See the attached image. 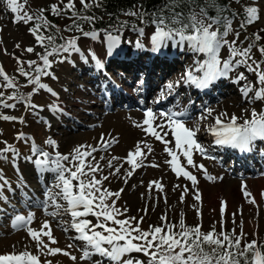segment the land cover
Segmentation results:
<instances>
[{"label":"rangeland","instance_id":"obj_1","mask_svg":"<svg viewBox=\"0 0 264 264\" xmlns=\"http://www.w3.org/2000/svg\"><path fill=\"white\" fill-rule=\"evenodd\" d=\"M18 2L25 4L21 14L26 11L33 16H38L41 9L51 7L53 4L62 7L67 3V0H63V2L62 0H18ZM74 3L75 6L81 5L80 0H74ZM254 3L259 16V19L254 22V24L256 23L255 27L259 26L264 29V0H255ZM14 15L5 0H0V67L9 77L19 75L17 69L19 66L26 69L28 67L26 62L37 61L41 54V45L29 32L28 23L13 22ZM232 28L233 31L229 33L230 38L226 37L229 41L237 39L232 37L236 30L233 26ZM154 31L150 28L144 29V35L141 36L137 31L126 29L121 35H118L123 43L119 48L124 46L129 51H126L127 54L121 58L130 59L126 56L131 53L136 54L133 60L128 61L130 65L134 63L131 68L127 67L125 62L120 66L116 62L112 63L108 58V42L104 38L105 34L98 33L96 40L81 34L76 38L80 52L71 54L62 52L55 54L54 57H49L51 67L48 72L51 75L41 76L40 82L47 85L56 95L39 89L31 97V104L37 105V108L26 109L23 103L17 101L8 102L15 103V108L0 107V115L19 117L24 121V123H20L15 120L0 119V149H3L4 142H7L19 153L15 162L11 159L10 153L7 160H0V175L8 181L3 189V196L7 199H0V255L29 251L39 257L40 264H46L47 261H51V264H96L97 261L99 264H110L107 259H103L99 255H94L88 260H80L84 244L75 239L78 234L71 227L72 220L70 215L64 211L66 204L63 200H58L62 206L59 210L52 207L50 203L45 209V192L55 182V174L50 171L41 172L26 159L31 157L34 160L31 142H34L38 149L49 152L51 156H54L56 152L70 155L79 145H91L97 148L98 150L86 159L88 163L100 165L101 171L95 173L97 179H101L103 176L108 177L107 180L102 181L100 187L112 192L123 189L119 199L111 197L107 202L111 203L112 200H116L117 208L121 211L125 208L128 209L124 215L118 216V219L135 217L136 220L132 221L135 224L142 218V222L139 224L142 230H148L150 225L164 226L166 223H170L176 225L174 231L178 232L180 231L179 221L183 218L188 227L200 225L201 231L207 233L215 226L218 233L221 230L220 207L223 201L226 204L225 231L235 230L237 234L243 231L246 233V237L252 240L264 231V195H262L264 194V140L255 141L249 152L222 147L220 150H214V153L210 152L207 155L205 151V154L202 155L193 150L194 165H202L208 175L215 178L214 180L206 179L202 170L188 165L177 150L181 165L197 178V184L193 186L192 182L183 176L178 178L171 170L170 165L165 162L171 157L164 152V144L142 130L143 127H147V125H143L144 113L146 110L152 109L155 115L153 125H165L163 130L157 128V131L162 136L164 132H168L164 139L169 141L168 147L175 150V141L167 127V120L159 114L183 111L187 113V116L185 119L182 117L179 119L183 120L185 126L190 129L198 128L195 139L205 150L210 149L209 141L211 147L214 142L209 129L215 126L217 117H221L222 121L226 122L235 115L238 117L237 122L242 124L244 120L251 118L253 111L257 113L264 111V99H253L255 90L261 87L255 83L257 79L255 73L248 72L244 66L238 67L229 72L227 77H221L207 88L202 89V91L208 88L215 89L213 99L210 98V95L201 94L198 96V93L193 91L191 85L185 83L182 77L189 71L197 77L202 76V72H197L195 69L198 63L206 59V56L190 51L186 43L183 49L179 46L168 45L161 48V61L156 59L151 63V67H154L155 64V69L139 67L140 62H144L149 67L148 48H152L150 37ZM138 40L141 44H146L145 48L142 47L144 51H147L146 53L142 48L136 47ZM29 47L33 48L32 53L25 51ZM122 49L116 53L115 58L122 54ZM90 52L95 53L103 63V71H95V62L91 59ZM256 52L259 53L258 50ZM255 53H251L254 61L258 59V56H254ZM220 57L222 60L229 58L227 46L221 49ZM85 59L88 60L87 63L84 62ZM18 60L21 63L18 64ZM168 61L170 62L168 63ZM251 62L249 61V63ZM261 68L264 69V63H261ZM134 69L136 70L134 71ZM147 71L148 73H146ZM240 73H243L246 79L240 80L239 84H236L234 81ZM101 80L107 84L112 82L111 84L120 85L125 92L124 99L140 103L141 110L134 108L135 105L129 106L128 104L124 109L112 106V109L107 107L106 110L100 98L102 97L99 90ZM0 82L3 83L2 78H0ZM169 83L176 85L171 92L166 87ZM241 83L253 85V92L249 93L248 97L242 95L240 89L243 86ZM195 89L200 88L195 86ZM162 94L163 98H161ZM50 106L62 111H55L53 114ZM156 107L158 108L156 109ZM209 109L211 115L208 114ZM133 111L139 113H130ZM222 114L225 115L222 116ZM52 118L53 121L55 118L57 119L58 126L52 127ZM136 124H141L142 127H135ZM21 133L28 139L17 140L16 137ZM102 136L111 142L107 149L103 147ZM49 138L55 141V149L45 143ZM138 142L141 143L142 148L144 144L151 145L152 151L149 153L146 148L144 149L146 153V158L143 159L144 166L137 168L125 183L124 174L130 170L129 165L125 162L126 157L129 151L135 150ZM213 154L214 160L210 157ZM112 157L119 159L112 160ZM110 160H112V168L108 167ZM152 164L158 166L151 167ZM65 166L72 167L67 162H65ZM116 167H120L121 171L118 175L113 176L111 173L115 171ZM45 173H47L46 175L49 173V177L47 183L41 185L39 181L43 180ZM22 182L24 185L26 184L25 186L30 187V191L27 187L24 188ZM150 182H158L163 190H158L155 184L149 189ZM242 185L244 191L250 193L247 198L242 191ZM185 188L188 191L184 196V202L181 203L180 196ZM197 191L200 193L199 201L193 198ZM25 193L27 196L24 195ZM249 200H254L255 203H249ZM46 210L47 212L58 211L59 214L55 217L46 215ZM197 210L200 212L199 217ZM29 212L33 214V220L29 227L39 230L42 224L47 221L52 236L57 241L55 244H49L48 238L42 236L43 243L49 244L52 248H59L62 252H68L70 256L77 258L75 261L62 253L47 255L44 249L37 251L36 242L29 237L25 228H13L14 217L17 214L27 217ZM161 216H166V221H161ZM83 219L96 222L95 217L92 216ZM65 229L67 230L65 231ZM133 255L147 264V257H144L143 254Z\"/></svg>","mask_w":264,"mask_h":264},{"label":"snow or ice","instance_id":"obj_2","mask_svg":"<svg viewBox=\"0 0 264 264\" xmlns=\"http://www.w3.org/2000/svg\"><path fill=\"white\" fill-rule=\"evenodd\" d=\"M8 8L14 13L13 22H34L42 21L41 23H35L34 27L29 29V32L35 37L38 44L45 47L43 41L48 40L49 44H52L53 37H45L40 33L41 27H55V25H49V22L43 16L44 9L40 10L38 16H33L28 12H23L25 7L24 3L18 2V0H5ZM63 2V0H62ZM235 3H239L240 0H234ZM80 4L83 9L87 10L95 4L99 6V0H80ZM193 5L199 7L197 12ZM185 6L187 7L188 14L185 16ZM177 9H180L179 11ZM51 11L53 15H60L61 9L57 5H51ZM63 11L70 12L69 19L73 20V23L68 26L66 30L82 31L76 19L80 18L87 22H92L95 17L83 16L80 17L75 8L74 0H67L64 4ZM228 11V5H218L216 16H211L206 11L205 7L196 4V0H167V2L161 6L159 12H153L151 14V23L155 26V31L150 37L152 44V51L158 52L161 48L166 47L169 42L173 47L179 46L183 49L185 43L188 49L197 54H204L206 59L198 63L196 67L197 72H202V76L197 77L193 75L191 71L184 74L185 83L195 85L197 88L204 89L210 84L220 79L221 77H227L229 72L234 69L244 66L248 72H254L257 79L256 84L260 85L255 90L254 100L264 99V69L261 68V62L254 61L251 56L252 47L250 44L247 48H239L237 46V40L229 41L226 37L233 31L232 23L238 13L231 12V16L222 15L221 13ZM168 13L167 15L165 13ZM243 22L239 25L241 29L253 24L259 19L258 9L256 7L245 6L244 8ZM125 15L137 16L141 23H148L146 16L148 13L141 8L136 12H127ZM222 28V30H221ZM141 36L144 35V29H135ZM83 36L90 37L92 40H96L98 33L82 32ZM236 37H239V31L236 33ZM108 42L107 55L111 56L113 50L120 46V37L106 34L105 37ZM255 41L261 39L260 35H255ZM227 46L229 58L222 60L220 52L223 47ZM19 47V45H17ZM137 48H142L143 45L138 40L136 42ZM26 52L32 53L33 48L29 47L25 49ZM261 56L264 57V46L258 49ZM60 52L69 53L80 52V48L77 47L76 38H70L66 44L60 45L58 48L53 47L52 51H45V54L40 57L42 65H38L36 61H27L29 69H32L34 75L28 71H25L23 67L18 68V72L21 76L27 79L29 85H34L33 92L28 96H19L16 94V85L13 77H9L4 69L0 67V78L3 80L2 87L4 89H13L12 94L5 96L3 91H0V107L3 108H15V103H8L7 101L23 102L25 108H37V105L31 104V97L37 90L43 89L47 92L56 95L52 92L47 85L40 82L41 76L51 75L48 69L51 67L49 57L54 53ZM91 59L95 62L97 70H103V63L97 58L95 53L90 52ZM83 58V57H82ZM249 61H252L249 63ZM62 62V61H61ZM88 62L87 59L84 60ZM17 63H21L19 60ZM55 78V77H53ZM246 77L243 73H240L234 83H238L240 80H245ZM169 83L166 87L169 92L175 87ZM243 96L248 97L249 93L253 92V85L246 84L241 89ZM163 98V94L162 97ZM54 106H50V110H53ZM55 111H62L59 108H55ZM208 114L211 115V110H208ZM161 117H165L167 120V127L171 131V135L175 141V150L168 147L169 141L164 139V136L168 135V132H164L162 136L157 128L163 130L164 124L153 125L155 115L152 109L145 111L143 120V131L146 134H150L156 140L164 144V152L171 157L170 160L165 162L170 165L171 170L179 178L183 176L185 179L190 180L195 186L197 184V178L191 175L184 169L179 160V155H182L187 161L188 165L197 167L204 172V176L208 180H214L215 178L209 176L207 171L203 169L202 165H194L192 159L193 150L205 154V149L195 139L197 129H190L185 126V122L179 117L186 115L185 112L171 111L169 113L161 112ZM225 114H222V116ZM0 119L5 121H14L17 118L7 115H0ZM238 117L231 116L227 123L222 121L221 117L215 119V126L211 127L209 131L215 137V144L222 147H230L238 149L241 152H249L257 140H264V111L257 113L253 111L251 118L244 120L242 124L238 123ZM20 123H24L22 119ZM135 127L141 128V124H136ZM17 140L28 139L23 133L16 137ZM101 140H104L103 147L107 149L111 142L105 140L102 136ZM5 143V147L0 149V160H7L8 154H11L13 162L18 158L19 153L12 146ZM45 143L52 148H56L54 140L49 138ZM147 149L150 153L152 146L144 144L143 148L141 143H137L134 151H129L126 157V163L129 165L130 170H127L124 174V182H128L137 168L143 167V159L146 158L144 149ZM82 149H84L82 151ZM98 149L91 145H79L72 154L62 155L56 152L54 156H51L49 152L42 151L32 145V154L35 157L32 160L31 157L26 158L41 172H52L55 174V182L48 187L45 192L44 206L47 209L49 203L52 207L59 210L62 206L58 203V200H63L66 204L64 211L67 212L72 220L71 227L78 234L75 239L83 242L84 247L82 249V255L80 260H88L94 255H99L107 259L110 264H145V261L138 259L133 254H143L147 257V264H264V243H258L257 240L246 241V233L241 231L239 234L233 230L227 232L224 230V214L226 204L221 202V230L217 233L215 226L212 230L203 233L200 225L195 227H188L185 225L184 219L179 221L180 231H174L176 225L166 223L164 226H149L148 230H142L139 224L142 222L136 221L135 224L132 221L136 220L135 217H129L127 219H118V216L124 215L128 209H121L116 207V200H112L111 203L107 201L111 197L119 199L123 189L112 192L108 189H102L100 185L103 180H107V176L97 179L95 173L101 171L99 164H91L87 162V157H90L93 152ZM177 150L179 155L177 154ZM207 158V157H206ZM119 159L112 157V160ZM112 160L108 162V167L112 168ZM65 162L72 165V167H66ZM15 166V164H14ZM151 167H157L158 165L152 164ZM121 168L116 167L115 171L111 175L116 176L120 173ZM0 199H7L3 196V189L8 181L0 175ZM75 182V183H74ZM155 184L156 188L162 191V186L158 182H150L149 189ZM188 189H184V192L180 196V202H184V196ZM242 191L247 198L250 193L244 191L242 185ZM27 196V193L24 194ZM264 195V194H262ZM195 200H200V193L197 191L193 197ZM249 203H255L254 200H249ZM146 211V209H145ZM46 215L55 217L59 214L58 211L45 212ZM235 215V214H234ZM95 217L96 222L93 223L84 217ZM197 216H200L199 210H197ZM161 221H166V216L160 217ZM33 220V214L29 212L27 217L17 214L12 222L13 228L23 227L26 229L29 237L36 242L37 251L41 249L46 250L47 255H56L62 253L65 256H69L70 259L75 261V256H70L68 252H62L59 248H52L49 244H55L57 241L54 239L51 233V229L47 221H45L39 230H34L29 225ZM235 223V221H233ZM111 225V226H110ZM242 227V225H241ZM100 229V230H97ZM67 229H65L66 231ZM42 236L48 238L49 244H44ZM72 247V245H69ZM0 264H40L39 257L30 253L29 251H22L20 253L0 255ZM46 264H51V261H47ZM96 264H99L97 261Z\"/></svg>","mask_w":264,"mask_h":264},{"label":"trees","instance_id":"obj_3","mask_svg":"<svg viewBox=\"0 0 264 264\" xmlns=\"http://www.w3.org/2000/svg\"><path fill=\"white\" fill-rule=\"evenodd\" d=\"M89 2H91V0H89ZM166 2L167 0H99V6L93 4V6L87 10L83 9L82 5H76L75 8L80 17H95L92 22H87L80 18L76 19L75 22L79 25L82 31H76L74 28L72 30H66L68 26L73 23V20L69 19V17L71 16L70 12L63 11L64 6L58 7L59 9H61L60 15H53L51 7H46L44 9L43 16L49 22V25H55V27L49 26L45 28L42 26L40 29V33L45 37L52 36L53 41L52 44H49L47 39L43 41L45 47L41 46V54L39 55L36 62L38 65H42L40 57L45 54L46 50L52 51L53 47L58 48L60 45L66 44V42L70 38H77L82 34V32L96 31L99 33H107L112 34L113 36H118L126 29H155V26L151 23V14L153 12H159L161 6ZM254 2L255 0H240L239 3H235L234 0H196V4L205 7L206 11L211 16H216L218 14V5H228V11L221 13L222 15H228L230 17L231 12L238 13L235 18H232V26L236 29L233 33L235 34L237 31H239L240 34L238 38L236 37V34L232 37H236L238 41H244L247 46H249L250 44L254 45L252 47V53H255V51H257L260 47L264 46V29L262 27L259 28V26L255 27L256 23L248 25L243 29H241L239 25L243 22V18L245 15V6L254 7ZM141 8L148 13V15L146 16L148 23L146 24L141 23L140 19L137 16L125 15V13L127 12H136L141 10ZM193 8H195L197 12L199 11V7H196V5H193ZM177 10L179 11L180 9ZM165 14L167 15L168 13L166 12ZM184 14L185 16H187L188 14L186 6ZM35 23L42 24V21L29 22V28L34 27ZM256 34L260 35L261 37L259 41H255L254 37ZM256 53L254 54L256 57L258 56V60L256 61L264 63V57L261 56L260 52L257 54ZM54 55L55 53L50 57H54ZM18 68H20V66ZM24 70L34 75V72L32 71V69H29V66ZM12 77L14 78V82L16 85L15 91L17 95L26 97L29 93H32L34 85H29L27 83V79L24 76H21L19 74L16 77ZM0 91H3L5 93V96H7L9 94H12L13 89H4L1 85ZM245 240L251 241L252 239L245 237ZM255 240H257L258 243H264V231L259 233Z\"/></svg>","mask_w":264,"mask_h":264},{"label":"bare ground","instance_id":"obj_4","mask_svg":"<svg viewBox=\"0 0 264 264\" xmlns=\"http://www.w3.org/2000/svg\"><path fill=\"white\" fill-rule=\"evenodd\" d=\"M123 44V43H122ZM121 44V45H122ZM120 45V46H121ZM119 46V47H120ZM168 46H172V44L170 43V44H168ZM118 47V48H119ZM125 54H127V53H125L124 51H122V54L121 55H119V57H122V58H124V56H125ZM153 71V70H152ZM155 71V70H154ZM128 75H130V74H128ZM234 77H235V74H234ZM68 78H70V77H68ZM155 78V77H154ZM150 79V78H149ZM64 80V79H63ZM66 81H68V80H66ZM236 81V80H235ZM92 83V82H91ZM237 84V83H236ZM239 84V83H238ZM68 85V84H67ZM70 85V84H69ZM151 85V84H150ZM241 85L242 86H244V83H241ZM69 88V87H68ZM72 93V92H71ZM75 94V93H74ZM219 94V93H218ZM73 95V94H72ZM78 95V94H77ZM80 95V94H79ZM148 95V94H147ZM238 96V95H237ZM72 97V96H71ZM79 100H80V98H79ZM88 101H90V100H88ZM147 101V100H146ZM113 102H114V105L113 106H120V105H124V101H122L121 99H118V98H115V99H113ZM67 103V102H66ZM84 103V102H83ZM71 104V103H70ZM125 104H128L129 106H133V104H129V103H125ZM183 104V103H182ZM71 106V105H70ZM111 107V106H110ZM125 107V106H124ZM81 108V107H80ZM130 113H139V112H137V111H133V112H130ZM52 116H53V114H51ZM52 121H53V118H52ZM59 121V120H58ZM224 122V121H223ZM228 122V120L226 121V122H224V123H227ZM55 125H59V123L57 122V119L55 118V120L53 121V124H52V127L54 126L55 127ZM196 125V124H195ZM213 142H214V145H213V147L215 148L217 145L215 144V137L213 136ZM255 162V161H254ZM240 164V163H239ZM26 185V184H25Z\"/></svg>","mask_w":264,"mask_h":264}]
</instances>
